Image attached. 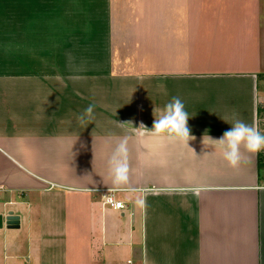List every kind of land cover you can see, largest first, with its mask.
I'll return each mask as SVG.
<instances>
[{
  "label": "crops",
  "instance_id": "crops-1",
  "mask_svg": "<svg viewBox=\"0 0 264 264\" xmlns=\"http://www.w3.org/2000/svg\"><path fill=\"white\" fill-rule=\"evenodd\" d=\"M263 91L264 0H0V264H264L261 155L207 140ZM174 96L195 139L136 130Z\"/></svg>",
  "mask_w": 264,
  "mask_h": 264
},
{
  "label": "clouds",
  "instance_id": "clouds-1",
  "mask_svg": "<svg viewBox=\"0 0 264 264\" xmlns=\"http://www.w3.org/2000/svg\"><path fill=\"white\" fill-rule=\"evenodd\" d=\"M95 107V104H89L77 117L78 122L90 124L94 118ZM155 112L156 109H154ZM154 117L151 131L147 130L143 123L136 130L138 132L144 131L152 136L163 137L169 142H180L187 145L189 140L195 139L191 135V129L188 126L189 113L179 97H172L159 111V115ZM207 140L212 145L219 146L223 159L232 168L238 167L241 163L243 158L242 148L249 154H258L264 151V132L257 125L248 124L238 118H233L230 129L224 131L220 138L213 139L207 135ZM108 165L113 184L120 186L126 183L129 171L128 140L126 137L116 144Z\"/></svg>",
  "mask_w": 264,
  "mask_h": 264
},
{
  "label": "built area",
  "instance_id": "built-area-1",
  "mask_svg": "<svg viewBox=\"0 0 264 264\" xmlns=\"http://www.w3.org/2000/svg\"><path fill=\"white\" fill-rule=\"evenodd\" d=\"M258 105V127L264 132V95L259 97ZM260 155L264 162V151H261ZM111 192L112 191H109V193L105 195V204H108L117 210L124 209L126 207L124 202L116 200Z\"/></svg>",
  "mask_w": 264,
  "mask_h": 264
},
{
  "label": "water",
  "instance_id": "water-1",
  "mask_svg": "<svg viewBox=\"0 0 264 264\" xmlns=\"http://www.w3.org/2000/svg\"><path fill=\"white\" fill-rule=\"evenodd\" d=\"M0 220L3 223V217H0ZM6 223L8 228H19L20 218L13 212H9V214L6 216Z\"/></svg>",
  "mask_w": 264,
  "mask_h": 264
},
{
  "label": "rangeland",
  "instance_id": "rangeland-1",
  "mask_svg": "<svg viewBox=\"0 0 264 264\" xmlns=\"http://www.w3.org/2000/svg\"><path fill=\"white\" fill-rule=\"evenodd\" d=\"M261 94H263V95H264V91H263Z\"/></svg>",
  "mask_w": 264,
  "mask_h": 264
},
{
  "label": "trees",
  "instance_id": "trees-1",
  "mask_svg": "<svg viewBox=\"0 0 264 264\" xmlns=\"http://www.w3.org/2000/svg\"><path fill=\"white\" fill-rule=\"evenodd\" d=\"M262 161V160H261Z\"/></svg>",
  "mask_w": 264,
  "mask_h": 264
}]
</instances>
